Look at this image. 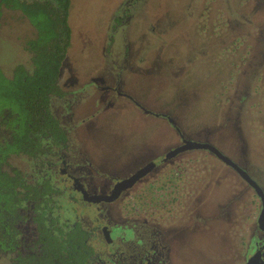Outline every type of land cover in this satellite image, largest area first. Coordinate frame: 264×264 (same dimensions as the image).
Segmentation results:
<instances>
[{"label":"rangeland","instance_id":"374dc122","mask_svg":"<svg viewBox=\"0 0 264 264\" xmlns=\"http://www.w3.org/2000/svg\"><path fill=\"white\" fill-rule=\"evenodd\" d=\"M70 1L71 40L60 70L61 89L70 91L94 75L105 76L110 64L133 69L125 71L123 88L134 101L116 95L109 100L94 97L96 116L83 125L87 163L106 179L130 173L175 145L179 135L169 119L194 140L206 127L217 124L222 113L217 104L219 83L226 77V68L241 62L245 54L235 41L243 33L229 32L230 21L235 20L240 31L249 30L253 17L256 22L264 21L261 10L255 14L264 0H241V5L236 0L237 17L226 18L227 30L221 34L224 43L218 40L219 28L213 20L220 11V0ZM39 9L51 12L57 23V13L46 0H21V10L2 15L0 68L7 75L31 61L23 42L35 31L23 12ZM124 13L126 23L116 27L115 20H122ZM175 25L181 30L173 35ZM257 100L252 115L260 128L264 126V99L258 95ZM234 129L231 124L215 133L214 140L225 152L239 151L242 145ZM181 156L195 157L198 163L204 160L202 152ZM10 163L25 173L31 170L25 159L13 157ZM205 170L199 176L195 171V180L186 188L184 208L175 210L178 217L166 219L172 231L170 264H230L235 253L230 226L211 218L220 200L238 207L231 199L234 180L215 159Z\"/></svg>","mask_w":264,"mask_h":264},{"label":"flooded vegetation","instance_id":"af4514ba","mask_svg":"<svg viewBox=\"0 0 264 264\" xmlns=\"http://www.w3.org/2000/svg\"><path fill=\"white\" fill-rule=\"evenodd\" d=\"M230 1L220 0V11L213 15L214 24L219 28L218 40L224 43L221 34L224 36L227 30L226 18L235 19L236 4H243L241 0H235L233 4ZM260 10L264 16V4L255 14ZM8 11L16 10H2L0 20ZM124 14L122 20H115L116 27L126 23L128 15ZM206 16L204 21L208 20ZM252 20L254 22L246 31H240L241 27L235 20L228 26L231 33H243L242 39L237 35L235 41L236 47L243 48L245 54L241 62L226 68V77L219 83L217 104L222 113L217 124L206 127L194 140L186 137L168 118L179 135V141L130 173L112 179L98 176L95 168L87 163L83 142V125L96 116L94 109L98 101L94 97L109 100L110 96L116 95L134 101L135 98L123 88L128 75L125 71L133 70L127 68L129 65L119 69L110 64L105 76L94 75L84 85L70 91L62 90L63 95L53 99L52 114L63 134V141L52 146L42 158L55 191L54 213L59 215L53 233L63 237L77 226L84 231L86 246L79 249L91 253L86 255L82 264H170L172 231L167 227L169 221L166 219L178 217L175 210L184 208L186 188L195 180V171L199 176L213 159L225 167L234 180L230 183L233 185L230 191L234 193L231 199L238 204L237 207L231 201L220 200L211 215L212 219H219L234 229L233 237L231 229L228 231L236 242L230 264H264V126L259 128L256 117L252 115L258 107V95L264 99V21L256 22L254 17ZM175 26L171 29L173 35L181 30L180 25ZM234 43L231 41V45ZM22 66L25 65H19L14 72ZM141 109L149 113L145 108ZM231 124L238 133L235 138L242 145L239 151L229 153L221 149L214 137L215 133ZM183 147L185 149L175 151ZM194 152L203 153L201 163L195 157L181 156ZM13 157L25 159L30 167L32 165L24 155H11L9 165ZM141 170L145 174L130 182V178ZM19 215L20 218L15 219L17 246L10 254L0 255V264H10L11 259L18 255L41 253L42 242L38 223L34 221V203H26ZM58 239L59 242L64 241V237ZM60 249L61 254L56 259L54 254L46 255L47 260L52 256L51 264H65L59 260L66 258L62 247Z\"/></svg>","mask_w":264,"mask_h":264},{"label":"trees","instance_id":"16d2710c","mask_svg":"<svg viewBox=\"0 0 264 264\" xmlns=\"http://www.w3.org/2000/svg\"><path fill=\"white\" fill-rule=\"evenodd\" d=\"M46 1L57 13V23L56 16L45 9L23 12L35 31L23 45L31 61L12 76L0 70V255L10 254L17 246L15 219L20 218V209L31 201L42 242L40 255H18L10 264H51L52 256L47 260L46 255L54 254V258H58L60 247L66 258L59 260L65 264H82L91 253L79 249L86 246L83 241L86 234L78 226L64 234L63 242L58 241L63 237L53 233L59 215L54 213L55 191L42 158L52 146L63 141L52 114V102L63 95L60 70L71 40L68 23L71 1ZM2 10H21V2L0 0V16ZM11 155L30 159L28 175L8 164Z\"/></svg>","mask_w":264,"mask_h":264},{"label":"water","instance_id":"95a60500","mask_svg":"<svg viewBox=\"0 0 264 264\" xmlns=\"http://www.w3.org/2000/svg\"><path fill=\"white\" fill-rule=\"evenodd\" d=\"M197 146H202V145H199V144H196ZM185 149L184 147L183 148H177L175 151H178V150H183ZM142 174H145V172L143 173V171L141 170L140 172H138L136 175H134L133 177L130 178V182H132L134 179L142 176ZM85 194H83V198L86 200V197H84ZM87 200H91V199H87Z\"/></svg>","mask_w":264,"mask_h":264}]
</instances>
